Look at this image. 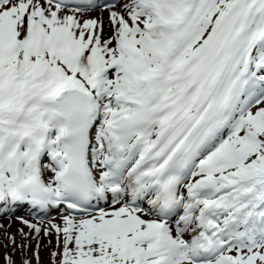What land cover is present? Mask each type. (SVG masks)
Returning a JSON list of instances; mask_svg holds the SVG:
<instances>
[{
  "label": "bare ground",
  "instance_id": "1",
  "mask_svg": "<svg viewBox=\"0 0 264 264\" xmlns=\"http://www.w3.org/2000/svg\"><path fill=\"white\" fill-rule=\"evenodd\" d=\"M182 1L187 7L184 9L182 5L181 9L185 10L182 12L174 8L175 0H123L118 8L113 6L79 13L49 4L45 0H27L28 4L35 3L38 11L34 7L26 11L27 7L18 6L22 0L16 1L14 5H12L14 0L0 4V62L11 54L12 50L16 51V56H11L10 58H13L4 63V66L0 65V126H5V129L0 127V192L6 190L7 194L6 199H0L2 230H8L10 224L12 227L30 224V219L24 221L13 219L12 213L18 211L28 213L29 210L25 206H29L30 201L61 190L58 180L56 185H53L51 180L44 177L45 171L39 161L40 155L55 145L48 141L52 134L57 136L65 128L67 118L61 99L66 94L82 91L86 95L89 100V112L82 117L91 128L93 121L90 122V118L96 114L100 99L89 89V84H95L94 91L100 89L102 94L110 97L111 103L107 106L127 104L121 111L113 108L109 110L110 114L104 117L103 122L113 123L119 131L126 132L128 138L134 136L129 122L136 123L137 126L149 125L150 128L154 127L149 132H153L156 137L150 140L149 144H145L147 148L138 154L142 146L137 152L136 149L143 141L141 139L148 141L145 134L147 130L139 132L136 146L127 151L124 160L118 161V168L123 166L125 172L120 185L116 188L117 191L95 188L94 193L99 197V205L111 203L109 211H117L126 224L135 219H144L143 213H138L135 208L127 205L133 204L143 211H150L154 217L147 220L142 233L151 237L149 234L152 231L157 232L152 238L155 241L154 247L160 254L166 256L167 262L178 264L186 256L196 258L200 254H203L204 259H210L211 254L217 251L214 247L231 245V235L227 232L229 227L221 217L218 218L221 212L219 215L209 213L210 208L217 202L213 190L204 193L205 181L199 182L195 179L198 181L197 184L190 185L182 191L175 189L181 176L195 163L197 154L203 147L222 140L223 145H218V149H221L230 142V139L225 137L222 139L220 136L208 144L203 141L211 135L203 127L205 119L213 112L214 103L221 97L224 105L228 103L236 105L240 98L238 95L228 96L227 93L235 87L226 89L224 84L227 79L224 73L218 72V67L230 59L226 51L228 43L215 49V44H218L219 40H224L225 34L222 36L218 31L211 33L199 23L204 16L199 9L206 5L208 0ZM41 9H45L46 13H42ZM23 14L25 16H22ZM36 14L38 16H34ZM18 15L25 21L23 19L19 21ZM28 17L36 18L32 23H28ZM206 18L209 19L210 16ZM179 21L183 24L182 28L174 29L173 25ZM175 40L177 41L175 51L168 56L167 53ZM37 42L55 48L60 58L66 60L77 58L72 75L68 78L62 76L37 60L34 61L37 65L33 67L21 63L24 59L22 57L28 55ZM255 44L260 46L263 43ZM203 45L206 47L204 53L196 54L197 47L202 48ZM132 53H136L134 59L131 57ZM119 55L125 61V67L120 72L114 68L115 59ZM261 60L255 65L256 72L260 69L264 71V57ZM14 62L21 64H16L12 72ZM133 62L139 66L131 74L127 71V65ZM247 67L245 65L244 69ZM95 71L98 73L91 79ZM82 76L85 77L83 81ZM248 77L255 78L253 74ZM248 77L243 79L238 93L240 95L247 93L249 100L262 92L264 77L256 78L260 83L258 85L248 84ZM252 89L254 91L249 95ZM155 92L159 94L152 95ZM128 101L132 102L131 107L128 106ZM190 114H194L195 118L188 129L176 141L171 140V135L176 134L180 128L172 129L168 125L175 117L184 119ZM124 116L127 118L122 119ZM223 117L224 122L219 129L225 126L234 129L244 116L241 115V109L234 108ZM142 118L150 120L141 121ZM108 128L109 126L100 135L103 140L102 148L97 149L101 152L105 164L111 160L108 151L117 150L116 144L107 143L113 141L107 137ZM233 129L228 131L229 134L230 131H234ZM197 130L199 135L192 143V151L182 154L179 160L176 159L182 145ZM40 136H44V139H40ZM187 155L194 156L186 159ZM174 162H177L180 168L178 174H173L174 170L171 169ZM138 163L143 165L133 172L134 166ZM198 168H203L202 163ZM19 192L28 197L23 206L20 204V197L19 200L16 199ZM8 193H11V198L8 197ZM6 200L15 203L12 209L5 207ZM196 200H199L197 206ZM165 203L171 204V212L179 210L180 219L176 221L172 230L160 220ZM106 212L103 210L100 215L91 218L93 223H100ZM201 213L204 215L199 217ZM187 216L189 219L184 222V217ZM59 219L64 218L57 216L54 221ZM42 229L43 231L38 229L39 237L36 236L34 240L31 237L29 241L41 245L43 235L47 232L45 226ZM201 231L203 234L199 236L198 233ZM255 232L257 235L264 234L257 230ZM248 235L242 236L248 239ZM242 236L239 237V241ZM2 237L0 236V242ZM233 256L234 252L231 251L226 253L224 258H217L216 263L213 259L198 263L233 264Z\"/></svg>",
  "mask_w": 264,
  "mask_h": 264
},
{
  "label": "rangeland",
  "instance_id": "2",
  "mask_svg": "<svg viewBox=\"0 0 264 264\" xmlns=\"http://www.w3.org/2000/svg\"><path fill=\"white\" fill-rule=\"evenodd\" d=\"M16 1L21 0H14V2H12V5L17 3ZM121 2L122 0H119L116 6L119 7V4H121ZM182 3V0H175L174 8H177L179 12L185 11L184 9L187 8ZM20 5L23 7H27L26 11L30 10L31 7L36 8L37 11L39 10L38 6L35 3L28 4L27 0H22V2L18 4V6ZM182 5L184 6V9H181ZM199 10L204 15L203 19H200L199 21L202 28H208L211 33L218 31V33L220 35L222 34V36L225 34L224 40H219L218 44H215V49L217 50L224 44L228 43L226 51L230 59L228 61H224V63L218 67V72L224 73L225 78L227 79L224 84L226 89H230L231 86V88L235 87L234 90L227 93L228 96H240V93H238L237 84L239 83L238 79L241 77L240 70L243 66V63L245 62L244 57H249L250 62L254 63V69L255 65L257 63H260L262 61L261 58L264 57V0H208L207 4L203 5ZM41 12L46 13V10L41 9ZM18 16L19 21L21 19L25 21V19L22 17L25 16L24 14L22 16ZM34 16H38V14ZM207 16H210V18H206ZM35 18L36 17H28L27 22L32 23ZM179 24L180 25L178 29L182 28L183 26L182 22H180ZM252 38L259 39L263 44H261L260 46L254 44L251 41ZM39 44L40 43H36L34 48H32V50L28 53V55L24 54L25 56L22 58H24L25 60L23 59L24 61L22 60L21 63H26L28 67H33L37 65L36 62H34L35 60H37L44 63L45 67L48 65L47 67L52 68L53 71L56 70L62 76H70L73 73L74 68L76 67L74 65L77 62L75 58H71L69 60H66L64 58H61V60L57 57L55 59H50V56L54 55L53 53H55L54 56H58L57 50L49 45L40 47ZM204 49L205 45H203L202 48L197 47L196 54H203ZM243 53L244 56H242ZM167 54L169 55V53ZM14 55L16 56V51L8 54L5 59L0 62V65L2 64L4 66V63H7L8 60L13 58L10 57ZM143 61L144 60H142V62ZM18 63L19 62H14L12 68L15 67V65ZM134 67L135 65H132L129 69V72H135L138 67L135 70L133 69ZM15 68H13L12 72ZM58 68L60 71L58 70ZM259 71H261V69ZM242 81L243 79L241 80V83ZM250 84L254 83L250 82ZM252 91L254 90L252 89L251 91H249V95ZM103 95L105 96H102V98L98 100V114L92 117V120L96 123L93 124L94 129L93 134H91V153L87 156L88 170L98 186L103 188L105 191H117L116 188L117 186H119V181L123 176H120L117 180H115V176L117 175V173L113 174L111 172V169L103 167L101 163L100 152L97 151V149H99V144L94 137V133H99V130L101 128L104 130L107 124V122H105L104 124H102V122L104 120L105 114L109 111V109L107 107L104 109L103 106L105 105V100L109 99V97H107L105 93H103ZM155 95H158V93H156ZM241 98L242 95L240 99ZM249 100L250 101L248 102L246 98V103L242 107H240L243 109V111L241 109V115H243L245 118L247 117V120L242 123L243 125L241 124V126H239L238 124H236L234 129L232 128L234 131H230V134L228 131L232 129H228L227 126L221 129L217 128L216 131L213 132L215 133V135H212V133L210 132L211 135L203 140L206 144H208L218 136H220V138L222 139L225 137V139H230V142L227 143L226 147L224 148L222 146L221 149H218V145H223L222 140H219L205 147H203L202 144L201 146L203 148L201 149L200 153L197 154V157L195 159L196 164L194 163L192 166H190V171L187 172L184 177L182 176V179L180 178L181 180L178 181L176 186V191H182L184 190V188L190 185L197 184L198 181L195 179H198L199 182L205 181L203 183V185H206V190L204 193H208L209 190H213L217 202L213 208H210L209 213L219 215V213L221 212V215L218 216V218L221 217V219L229 227L227 229V232L231 235V239H233L234 237L237 238V236L240 235H244L246 237L248 234V236L256 238V236L258 235L255 230L260 233H264V199L261 202L254 199L251 201L252 203H249L248 198L242 192V188L238 187L239 183L245 178L244 175L247 174L246 170L249 166V162L245 163L244 161H242V155L245 154V150L253 152L256 147H260V142L254 139L253 134H260L259 130H257L256 127H258L259 129V122H264V93L260 97L256 96V98H251ZM237 104L238 102L236 103V105L234 103H228L224 105L223 100L220 97L219 100L214 103L212 114H210V116L205 119V125L203 129H205V127L207 126L206 122H208L209 118L214 116V113H219L223 110L229 112L228 110L230 108L231 110L234 108L235 110L236 108L239 109V106H237ZM116 105H118V107H115ZM116 105L113 106V109H119L121 106L119 104ZM226 106H229V109ZM224 115L225 112L223 113V116ZM194 118V114H190L184 119L175 117L168 126H171L172 129H180L176 134L171 135V140L176 141L181 136V134L185 133L190 124L193 122ZM140 120L148 122L150 119L142 118ZM219 120L220 119H218V121ZM222 121L223 119H221V122ZM128 125H130V127L134 131L133 137L136 140L133 137L128 138L126 136V132H123L120 135V145L117 146L118 161L121 159L123 160L126 157L125 155H127L128 153L127 151L129 150V146L133 141H135L136 143V141L138 140L137 137H139L138 135L143 130H147L145 134L148 141H146V139H141L143 141L140 142V145L146 147L147 145L145 144H147L150 140H154L156 138L153 135V132H149V130L151 128L154 129V127L150 128L149 125L137 126L136 123L133 124L132 122H129ZM0 127L2 129H5V126ZM135 132H138V134ZM198 135V130L194 134L190 135L177 154L179 155L180 152H183L182 154L190 153L192 151V143ZM51 140L53 141V135L51 137ZM1 142L3 141L1 140ZM178 155L176 159L179 160L180 157ZM189 156L191 157L194 155H187L186 159ZM251 159H253V157H250L248 161H250ZM233 162H238L240 164L239 168H232L231 165L233 164ZM201 163L203 165L202 169L198 168V165ZM41 164L43 165L42 168L45 172L47 169L46 174L44 172L46 177L50 179L56 177L57 174L55 175V173H57V170H51V168L47 165L48 160L46 158L41 161ZM173 170V174L176 173V170L174 168ZM26 186H29V184H26ZM110 204L111 203H106L104 205V208L102 206H98L99 209L97 213L95 212L87 215L74 216L72 214H66L64 211L59 210L57 214H62L68 217L66 221H63L65 219H59L50 222L38 221L37 223L33 221L35 219L31 218L30 215L22 213L13 214V219H18L20 221L30 219L31 223L18 224L17 227H12V225L10 224L8 225V230H6L8 231V233L5 230H2V228L0 227V236H3L2 242H0V264H62V261L63 259H65L66 254L71 259H77L78 261L95 255L97 258L93 259L91 257V260H99L100 264L172 263L167 262L165 258L166 256L164 254L158 253V251L154 248L153 239L147 237L142 233V227H144V225H147V220H149L150 217H154L151 215L150 211L143 212V210L139 208L138 212H142V217L144 218L140 220L144 222H141L139 219H135V223L134 221H132L129 222L130 224H126V222L122 220L123 217L119 213H117V211H109L110 207L112 206ZM256 204L258 205L256 207H253V205ZM103 210L107 211L106 215L104 216L105 219L103 218V220L100 222L101 224L95 223V225L92 221L93 219L91 218L100 215ZM53 214L54 216L57 215L55 213ZM179 219V213L177 212L176 215L173 216V218L168 223H166L169 225V229H172L175 221ZM85 220H87V222ZM105 223L107 224V226ZM44 226L47 228V232L43 235L42 244L36 245L35 243L30 242L29 239L31 237L32 240L39 237L38 235L40 233V230L38 232V229H41L43 231L42 227ZM234 227L240 229L237 230L236 233H234ZM34 229H36V232H34ZM153 232L150 233V236L153 235ZM137 238H139V240ZM90 240H92V243H90ZM239 242L240 241H237L235 244H232V240L231 245L221 246L218 251L221 250L222 253H230L231 251H233L234 256L232 257V263L234 262L235 264H264L263 241L254 245L252 248H248L246 246L248 244V241L244 243V248H240L238 247ZM225 253L218 256L217 258H224ZM200 260L201 259H197L194 262L193 259L191 260L189 256H186L184 259L180 260L178 264H192V262L196 263Z\"/></svg>",
  "mask_w": 264,
  "mask_h": 264
},
{
  "label": "trees",
  "instance_id": "3",
  "mask_svg": "<svg viewBox=\"0 0 264 264\" xmlns=\"http://www.w3.org/2000/svg\"><path fill=\"white\" fill-rule=\"evenodd\" d=\"M259 136L263 138L262 141L264 143V125L263 124L260 127ZM252 153H253L252 151L245 150V157L247 158V155H250ZM254 157H255V160L251 162V167L249 170L250 176L246 178V179H252V181L251 182L244 181L243 183L244 188L250 191V193H247V194L251 198L254 197L256 193H259L260 195L264 196V150L263 151L257 150V154ZM69 264H76V263L74 261H71L69 262Z\"/></svg>",
  "mask_w": 264,
  "mask_h": 264
}]
</instances>
